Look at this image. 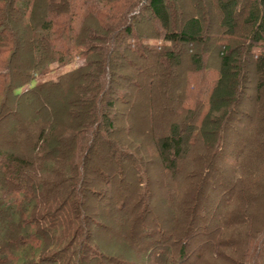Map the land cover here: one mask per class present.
Listing matches in <instances>:
<instances>
[{
	"label": "rangeland",
	"instance_id": "374dc122",
	"mask_svg": "<svg viewBox=\"0 0 264 264\" xmlns=\"http://www.w3.org/2000/svg\"><path fill=\"white\" fill-rule=\"evenodd\" d=\"M173 4L170 10L174 8L172 15L176 24L203 15L204 43L175 47L178 57L169 65L164 59L152 60L146 51H142L145 59L139 58V54L134 59L132 52L136 43L161 44L155 34L159 31L156 21L148 12L140 14L133 37L123 42V45L128 43L126 60L115 61V65L122 67L119 78L115 79V95L112 101H107L114 105L107 111L112 117L113 133L99 128L113 151L97 140L86 154L80 178L83 183L76 184L73 180L70 184L78 186L75 197L81 194L78 210L88 219L82 220L81 231L86 236L83 233L76 236L70 242L68 253L58 260L47 256L48 264H67L66 261L69 264H173V261L176 264H264V243L256 247L261 235L253 239L248 234L251 230L248 227L254 229L253 222L262 213L254 209L264 206V85L257 93L256 86L261 79L246 66L243 77L247 80L238 78V96L234 99L240 114H232L226 128H220L209 143L205 142L198 132L199 121L206 113L208 98L218 78L219 46L233 40H224V30L219 26L222 17L215 0H175ZM17 7L16 4L13 9L18 11ZM247 10L248 5L244 4L234 16L237 28ZM22 13L21 9L13 13L11 21L15 23L2 22L0 39L9 42L13 30L22 29ZM179 25L182 24H177V29ZM28 55V50L18 51L17 65L20 60L26 61ZM72 55L66 66L52 64L44 79L54 81L84 63L82 56ZM193 55L201 57L199 67L194 64ZM66 89L65 85L46 88L44 92L18 100L17 104L9 99L8 113L0 115V153L23 159L33 156L36 137L49 124L43 107L45 103L50 107L53 104L58 131L50 139L49 151L53 154L48 155L55 162L59 159L69 162L67 165L55 163L52 173L60 174L64 165V171L72 167L75 142L71 139L78 119L72 118L68 105L64 107ZM195 102L199 107L193 120L185 110L195 109ZM174 126L181 128L185 146L172 168L155 155V146ZM67 128L71 131L69 137ZM123 148H127L125 154L132 153L129 167L128 159L118 161V156L124 155L120 151ZM76 154L79 160L80 152L77 150ZM77 159L73 162H78ZM239 174L244 177L243 181H239ZM55 195L60 196L59 189ZM245 199L254 202L246 210L248 216L242 211L237 222L232 206L237 202L243 205ZM72 201L78 204L77 198ZM4 217H0V245H5L8 239ZM180 249L183 256L177 258ZM244 251L247 257L238 259L235 254Z\"/></svg>",
	"mask_w": 264,
	"mask_h": 264
},
{
	"label": "trees",
	"instance_id": "16d2710c",
	"mask_svg": "<svg viewBox=\"0 0 264 264\" xmlns=\"http://www.w3.org/2000/svg\"><path fill=\"white\" fill-rule=\"evenodd\" d=\"M174 1L0 0L1 28L4 21L8 25L15 23L11 21L14 12L17 13L20 9L23 11L22 29L13 30V34L9 35V42L0 39V115L8 113L11 107L9 99L17 104L18 100L32 96L35 92L65 85L67 89L64 107L68 105L72 118L79 121L74 124V139H71L75 142L71 159L73 166L66 167L68 169L64 171V165L60 174L52 173L54 164L67 165L69 161L63 162L59 159L55 162L56 160L50 159H54L53 157L49 158L53 154L49 151L52 149L50 139L58 131V121L53 114L56 113V108L53 104L50 107L45 103L43 107V113L46 112L49 116V124L47 129L37 135L33 156L23 159L0 153V217L5 215V236H8L5 245H0V264H48L50 261L46 260L47 256L58 260L68 253L70 242H74L76 236L81 233L86 236L85 231H81L84 228L82 220L88 219L78 210L81 194H76L75 197L78 186L70 184H73V180L76 184L83 183L80 178L83 174L82 167L85 169L86 154L95 147L97 140V143L106 144L108 150H112L110 141L104 140V134L100 135L99 128H106V132L112 131V117L108 116L107 111H111L114 105L107 101H112L111 98L115 95V79L119 78L118 72L122 67L115 65V61L126 60L125 52H129V49L128 43L123 45V42L126 38L133 37L136 20L143 11L150 13L159 26V31H155V34L161 44L155 46L146 42L136 43V49L132 52L134 59H138L135 54L144 58L142 51H146L152 55V60L164 59L166 65H169L176 62L178 57L175 55V47L187 43H204L203 15L202 18L195 15L186 22L177 23L182 24L177 29L175 17L172 15L174 8L170 10V7H174ZM215 1L216 9L222 17L219 26L224 30V40L233 41L219 46L221 51L217 56L218 78L208 98L206 113L199 121L198 132L208 143L214 134H218L220 128H226L227 123L232 121V114H240L236 111L234 99L238 96V78L245 77L246 66H250L261 79V83L256 86L257 93L264 85V0ZM16 4L18 11L13 9ZM244 4L248 5V10L237 28L234 16L241 11ZM24 49L29 52L28 58L26 61L20 60L17 65L18 51ZM73 53L84 59L80 67L54 81L44 79L52 64L59 67L68 65ZM192 58L199 67L201 57L193 55ZM244 77L242 81L247 80ZM198 105L195 102V109L193 107L185 110L190 118L194 117L193 120H196ZM70 132L67 131V137ZM133 146L134 143L131 147ZM183 146L185 141L181 137V128L174 126L167 137L156 143L155 155L161 162L173 168L174 160L181 155ZM126 149L120 150L124 155L118 156V161L119 158L121 161L128 159L126 164L129 167L133 158L132 153L125 154ZM77 150L80 152L79 160ZM112 156L111 154L110 158ZM75 158L78 162H73ZM57 175L60 177L55 179ZM243 178L242 174L238 175L239 181H243ZM258 181L257 179L256 182ZM58 189L59 197L55 195ZM47 196L50 198L44 200ZM73 198H77L78 204L72 201ZM253 202L254 200L245 199L243 205L237 202L232 206L237 222L242 211L248 216L246 210ZM254 210L262 213H259L260 218L257 221L252 220L256 227H248L251 229L248 234L253 239L261 235L256 246L259 247L264 243V206ZM64 243H67L65 247ZM182 250L176 255L177 258L183 256ZM246 253L244 251L235 255L243 260L247 257ZM68 262L66 261L67 264Z\"/></svg>",
	"mask_w": 264,
	"mask_h": 264
}]
</instances>
